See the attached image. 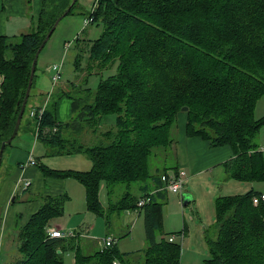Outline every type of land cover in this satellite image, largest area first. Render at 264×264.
<instances>
[{
	"label": "trees",
	"instance_id": "obj_1",
	"mask_svg": "<svg viewBox=\"0 0 264 264\" xmlns=\"http://www.w3.org/2000/svg\"><path fill=\"white\" fill-rule=\"evenodd\" d=\"M70 3L42 0L34 31L17 39L0 35V144L12 132L34 54ZM76 3L65 15L72 13ZM89 16L91 23H100L103 29L89 49L86 71L116 64V73L101 79L94 91L79 83L61 89L56 99L66 96L71 100L72 116L67 121L56 120V99L46 100L37 137L43 136L49 148L45 155L81 153L91 166L75 170L40 165L44 174L75 178L84 187L87 209L96 215L104 214L100 181L107 186L123 183L126 190L111 209H135L138 197L129 190L133 183L156 181L162 184L159 190L165 191L161 175L177 171L174 164L163 165L158 172L157 162L163 155L161 149L173 147L171 131L177 112L187 106V136H199L210 147L232 148L234 156L223 164L231 178H264L263 152L254 140L261 122L253 117L256 101L264 94V0H96ZM79 60L77 56L76 69ZM155 92V99L150 100ZM108 114H115V122L97 136L100 119ZM90 134L100 142L85 145L80 136L89 141ZM152 194L144 191L140 195L150 197L141 209L144 264H179L180 242L162 236L161 201L153 202ZM260 195L250 191L215 198L216 233L213 239L206 238V264H264ZM63 204V197L48 199L20 228L22 257L17 264H63V249L75 250V264H112L114 259L122 264L115 244L82 255L76 245L48 237V221L63 214Z\"/></svg>",
	"mask_w": 264,
	"mask_h": 264
},
{
	"label": "rangeland",
	"instance_id": "obj_2",
	"mask_svg": "<svg viewBox=\"0 0 264 264\" xmlns=\"http://www.w3.org/2000/svg\"><path fill=\"white\" fill-rule=\"evenodd\" d=\"M95 1L96 0H77L75 7L72 9V13H69L60 19L38 54L36 68L34 71V75L37 76L35 86L37 87L40 82H43L47 91H50L53 89L54 85H56L51 95L50 103L56 99V95L61 89H67L66 85H70L71 83L77 85L79 83L83 87H89L92 91H94L101 79H106L109 75L116 73V64L98 71L93 70L89 74L85 68L86 60L89 56V49L94 41L99 37L103 29V26L100 23L93 22L87 24L86 26L83 24L84 19L89 16ZM77 56H79L80 59L79 69L75 68V59ZM53 64H61V76L57 84H53L51 82L50 77L53 73L47 71V67H51ZM2 80L3 76L0 75V84L2 83ZM70 93L73 94V92ZM155 94L156 92L153 93L151 97H149L150 100L155 99V97L152 98V96H155ZM144 99L146 100L148 98ZM68 100L70 99L66 97L64 101H61L58 104L57 114L60 115V117L63 113L67 114V106L69 104ZM27 110L28 105L22 118V123L18 133L12 139L11 144L15 142H21V139H24L25 137H27L28 141L31 143L38 142L35 138L34 125L27 117ZM179 113H181V111L177 112V114ZM253 117L254 120L261 122V126L254 140L256 144L258 143V149L263 152L264 164V121L262 122L261 120L264 118V94H261L256 101ZM69 118H65V120L67 121ZM112 126L113 124L101 126L97 136H99L102 131H105ZM177 126L178 118L176 116L175 125L171 131L174 142H179ZM82 136L84 137V135ZM82 136H80V138L85 145H94L99 143L101 140L99 137L90 134L89 141H86L82 139ZM6 146V151L3 150L1 157L2 163L6 159L7 149L11 145ZM154 150L158 151L159 148L157 147ZM161 150L163 155L157 162V165L159 166L157 169L158 172L161 171L163 165L170 166L175 164L173 148L168 147L167 149ZM35 153H40L38 147L36 148ZM85 157L86 156L83 155L79 158L87 161V157ZM53 160H56V163L52 165L54 167H59L60 169H74L73 167L79 165L75 164L73 160L63 161V158H55ZM152 170L155 171V167H152ZM218 171H220V169L216 168L214 169L213 173L201 174L198 177L191 178L190 181L187 180L185 182L184 190L188 193H196V200L190 202L188 205H183L177 194L168 192L165 189V191L161 193V198L152 196L153 202L161 201L163 227L162 236L168 240V236L180 231L184 226L188 235H190L189 239L187 238L188 235L186 236L187 239L185 238L183 244L185 247L183 253L181 252L180 254L179 264H206V260L209 256L206 238L213 239L216 233L214 212V201L216 197L243 195L249 193L250 191L264 194V178L257 180H237L231 178L226 170H223V175ZM69 178H71L77 184H81L75 178ZM138 184L140 183H133L129 188L130 192L134 196L138 195L137 193L139 191L136 188ZM82 188L84 189L83 185ZM108 189L110 203H115L117 200H119L121 194L126 190L123 183L108 186ZM27 193H29V191H26V194ZM100 195L102 204H104L105 200L107 204L108 201L106 189L103 186L101 187ZM74 201L75 206L78 208V206H80L79 194H74ZM82 203L85 205V197L83 198L81 195V205ZM253 203L256 204L254 200ZM105 210L107 211H105V214L107 215V220L105 221L101 216H98L94 212L90 211L92 212L90 215L92 216V219L96 218L101 220V228L105 230L104 233L98 230H95L94 232L91 231L92 234L101 235L98 236L99 245L102 244L103 239L107 236L103 234L107 233L111 234V236H116L117 239L115 245L119 253H121L122 264H144V211L137 213L134 209L130 211L116 208L107 210L106 207ZM1 218L2 206H0V223ZM123 228L126 230L128 229V232L123 234ZM15 229L16 225H12L6 228L2 233L0 240V264H17L18 260L22 257L18 249V231ZM66 231L76 232L75 229H68ZM183 240L184 239H182L181 243H179L178 238L174 241L179 243L180 247L182 248ZM67 243L68 242H66V244ZM80 244L82 245L81 242ZM96 249H83L82 252L85 254H91L94 253ZM74 256V249H63V264H75Z\"/></svg>",
	"mask_w": 264,
	"mask_h": 264
},
{
	"label": "crops",
	"instance_id": "obj_3",
	"mask_svg": "<svg viewBox=\"0 0 264 264\" xmlns=\"http://www.w3.org/2000/svg\"><path fill=\"white\" fill-rule=\"evenodd\" d=\"M41 1L42 0H0V35L6 36L8 39H17V37L23 33L34 31L38 23L37 18L41 7ZM47 71L53 73L50 66L47 67ZM36 77L37 76L34 75L32 84L33 89L31 88V96L28 104L29 110L43 104L46 100L49 102L56 86L54 85L52 90L47 91L45 84L40 82V84L36 87ZM65 99L66 96H61L55 101V114L58 122H64L66 121L65 118L68 119L72 116L71 100H68L69 104L67 106V114L63 113L61 117L57 114L58 104ZM184 113V111H181V113L177 114V133L179 142H174L172 147L175 165L177 168H183L185 170L188 181L201 174L213 173L216 168H219L220 171L218 172L223 175V170L225 171L223 166L224 162L234 156L232 148L229 145L210 147L208 142L199 136H187L185 132L186 113ZM27 117L34 125L35 138L38 142L31 143L28 141L27 137L21 139V142L11 144V141V143L8 144L11 146L7 149L6 159L3 163L1 160L0 206H2V218L0 223V240L4 230L12 225H16L15 230L19 232L20 228L28 222L30 216L34 214L48 199L63 197V214L50 219L47 225L48 227L54 230L58 229L61 232H66L68 229H75V237L62 239H64L65 242H70L73 245H76L77 251L82 255H90L83 253L82 250H87L89 248L92 250L97 248L95 251L99 250L98 236H101L92 234V232L98 230L104 233L105 230L101 228V220L96 218L92 219V216H90L92 212L86 209V202L85 205L83 203L81 205V195L83 198L85 197V191L82 188V184H77L69 177L61 178L46 175L40 169V165H44L52 169H60L59 167H54L52 165L56 163V160L53 159L63 158V161L73 160L75 164H79L78 166L73 167L75 170H87L91 164L90 160L85 157L88 161L87 162L86 160L79 158L83 156L81 153L52 156L45 155L49 152V148L46 143L41 140L43 136L40 138L37 137L38 132L35 119L29 114H27ZM114 122L115 114L102 115L100 119V126L111 125L114 124ZM6 147L4 148L5 151ZM37 147L40 153H35ZM30 159H34L36 164H29L28 162ZM169 171L172 170H168V172ZM26 182H28V184H26ZM102 186L106 189L107 204L106 200L104 204L101 202L100 194ZM161 186L162 184H158L156 181L146 184L140 183L136 186L139 191L136 197H139L144 191L153 192L151 199L152 196L160 197L161 192H163V190H159ZM26 191H29V193L26 194ZM75 193L80 195V206H78V208L74 204ZM191 195L192 197L190 202L195 201L196 193H191ZM178 198H180L179 195ZM99 201L104 214L98 216H101L105 221L107 220L105 207L107 210L111 209L112 204L110 203L109 189L105 181H100L99 184ZM122 232L123 234L127 233L128 229L126 230L123 228ZM103 235L111 236V234L107 233ZM187 235L188 233L185 230L182 248H180L182 253L185 247L183 244ZM113 237L116 238V236ZM187 238L189 239L190 235H188Z\"/></svg>",
	"mask_w": 264,
	"mask_h": 264
},
{
	"label": "built area",
	"instance_id": "obj_4",
	"mask_svg": "<svg viewBox=\"0 0 264 264\" xmlns=\"http://www.w3.org/2000/svg\"><path fill=\"white\" fill-rule=\"evenodd\" d=\"M96 2V1H95ZM95 4V3H94ZM93 10V8H92ZM91 10V11H92ZM93 20L92 16H88L84 19L83 24L86 26L87 24L91 23ZM61 64L57 65V64H53L51 65V69L53 71V74L51 76V82L53 84H56L61 76ZM46 106V102H44L43 104L31 108L28 112V114L31 117H34L37 121V127L39 125L40 119L43 115L44 109ZM29 164H36L34 159H30ZM161 180L163 182V189H165L168 192H172L174 194L177 195H181V193L184 191V187H185V182L187 180L186 177V173L185 170L183 168H178L176 172L173 171H169L165 174L161 175ZM26 184H28V182H26ZM181 199V198H180ZM260 199L264 202V194H261ZM150 200L149 196H140L138 197L137 201H136V207H135V211L137 213H139L141 211V209L143 208V206L145 204H147ZM254 202L256 203L258 201L257 197L253 198ZM182 202V201H181ZM46 233L48 235V237L50 238H73L76 236V233L73 231H66V232H61L60 230H54L50 227H46ZM176 235V236H175ZM184 237V231H179L175 234H172L168 237V241L173 242L174 240H176L177 238L179 239V242L182 241ZM116 242V238L107 235L104 239L101 245H99L100 249H105L108 247H112ZM113 264H121V262L117 259L113 260Z\"/></svg>",
	"mask_w": 264,
	"mask_h": 264
},
{
	"label": "water",
	"instance_id": "obj_5",
	"mask_svg": "<svg viewBox=\"0 0 264 264\" xmlns=\"http://www.w3.org/2000/svg\"><path fill=\"white\" fill-rule=\"evenodd\" d=\"M75 2V0H71L70 5L67 7V9L63 12V14H61L59 17L56 18V20L53 22V24L51 25V27L49 28V30L47 31L44 39L42 40V42L40 43L39 47L37 48L33 60L31 62V67H30V71H29V77H28V82H27V86L25 89V93L22 99V103L21 106L19 108L12 132L10 134V136L1 142L0 144V163H1V157H2V153L4 150V147L6 144L11 143L12 139L16 136L19 126H20V122L23 116V112L24 109L26 107V103H27V99L30 93V89H31V84H32V80H33V76H34V71H35V64L38 58V54L41 50V48L43 47L44 43L48 40V38L50 37L51 33L53 32V30L55 29L56 25L58 24V22L60 21V19L67 13V11L69 10V8L71 7V5ZM188 107L187 106H182L181 107V111H187ZM181 198L182 204L183 205H187L190 200H191V193L186 192L185 190L181 193V195L179 196ZM58 252H60V250H57Z\"/></svg>",
	"mask_w": 264,
	"mask_h": 264
},
{
	"label": "bare ground",
	"instance_id": "obj_6",
	"mask_svg": "<svg viewBox=\"0 0 264 264\" xmlns=\"http://www.w3.org/2000/svg\"><path fill=\"white\" fill-rule=\"evenodd\" d=\"M25 110V109H24ZM24 113V112H23ZM34 118V117H33ZM242 139V138H241Z\"/></svg>",
	"mask_w": 264,
	"mask_h": 264
}]
</instances>
